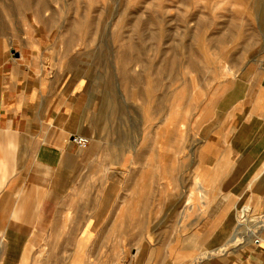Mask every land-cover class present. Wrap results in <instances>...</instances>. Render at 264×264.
Segmentation results:
<instances>
[{
	"label": "rangeland",
	"instance_id": "1",
	"mask_svg": "<svg viewBox=\"0 0 264 264\" xmlns=\"http://www.w3.org/2000/svg\"><path fill=\"white\" fill-rule=\"evenodd\" d=\"M0 49L49 56L87 92L94 169L119 188L104 263L142 248L146 264H199L240 115L264 97V0H0Z\"/></svg>",
	"mask_w": 264,
	"mask_h": 264
},
{
	"label": "crops",
	"instance_id": "2",
	"mask_svg": "<svg viewBox=\"0 0 264 264\" xmlns=\"http://www.w3.org/2000/svg\"><path fill=\"white\" fill-rule=\"evenodd\" d=\"M51 63L0 49V264H105L117 248L105 246V208L116 206L119 188H105L94 169L101 146L91 137L87 92ZM257 100L231 143V183L219 186L224 197L210 199L194 230L199 264H264V97ZM140 249L132 264H146Z\"/></svg>",
	"mask_w": 264,
	"mask_h": 264
},
{
	"label": "built area",
	"instance_id": "3",
	"mask_svg": "<svg viewBox=\"0 0 264 264\" xmlns=\"http://www.w3.org/2000/svg\"><path fill=\"white\" fill-rule=\"evenodd\" d=\"M73 141L78 144L79 147L84 148L89 142V138L75 135Z\"/></svg>",
	"mask_w": 264,
	"mask_h": 264
},
{
	"label": "bare ground",
	"instance_id": "4",
	"mask_svg": "<svg viewBox=\"0 0 264 264\" xmlns=\"http://www.w3.org/2000/svg\"><path fill=\"white\" fill-rule=\"evenodd\" d=\"M200 186H202V185H200ZM198 187H199V186H198ZM200 190H201V189H200ZM201 194H202V193H201ZM201 194H200V195H201ZM204 194H205V193H204ZM202 197H203V198H206V195H204V196H202ZM202 197H201V198H202ZM263 222H264V219H263ZM262 224H264V223H262ZM256 230H257V229H254V232H255ZM201 258H202V257H198V259H197L196 261L198 262L199 260H201ZM194 264H196V263H194Z\"/></svg>",
	"mask_w": 264,
	"mask_h": 264
}]
</instances>
